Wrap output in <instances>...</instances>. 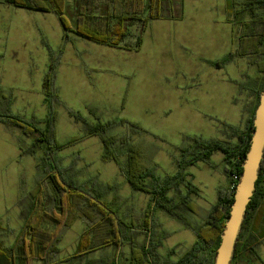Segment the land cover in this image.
<instances>
[{"label":"rangeland","instance_id":"374dc122","mask_svg":"<svg viewBox=\"0 0 264 264\" xmlns=\"http://www.w3.org/2000/svg\"><path fill=\"white\" fill-rule=\"evenodd\" d=\"M243 1L230 0L229 5V0H185L180 19L154 20L145 29L144 21H131V33L124 45L136 46L140 37L142 43L139 50H128L74 32L69 33L71 41L67 42L56 14L13 6L7 10L0 0V31L6 27L10 30L9 39L0 43L4 47L0 51L4 56L0 60V110L9 109L28 120H43L48 111L43 82L53 57L56 87L63 103L55 107L60 143L85 132V124L77 122L69 111L93 123L98 119L103 123L135 122L149 133L137 135L128 126L118 125L110 134L133 135L144 165L156 166L160 176L175 174L179 148L188 146L190 137L236 141L229 126L244 129L256 104L251 88L263 77L256 65L240 56L222 68L212 64L231 52H240L243 40L237 38L232 14ZM74 3L67 0L64 9L72 28L76 24ZM22 142L30 144L31 140L19 128L0 124V223L16 232L4 238L7 246L15 242L23 226L22 210L27 208L41 176L32 156L17 153V144ZM103 152L100 138L92 137L59 155L65 166L76 163L74 174L80 182L99 188L111 185L105 199L119 215L141 218L149 196L134 191L114 161L102 160ZM188 172L201 193L193 196L197 214L186 216L193 222H203L217 203L219 190L228 184L224 156L217 153L211 167L199 163ZM44 188L48 195V183ZM156 218L159 229L167 235L159 252L166 256L175 248L177 255L173 258L177 260L191 248L196 235L165 211L159 210ZM85 223L78 219L66 231L57 261L75 252ZM126 251L130 252L128 246ZM113 253L114 249L107 248L83 258ZM260 254L264 260V244ZM248 264L261 263L253 260Z\"/></svg>","mask_w":264,"mask_h":264},{"label":"trees","instance_id":"16d2710c","mask_svg":"<svg viewBox=\"0 0 264 264\" xmlns=\"http://www.w3.org/2000/svg\"><path fill=\"white\" fill-rule=\"evenodd\" d=\"M66 1L4 0L13 7L56 14L64 27L67 42L71 41L69 33L74 32L94 42L128 50H139L142 43L140 37L136 46L124 45V40L131 33V21H144L145 29L154 20L182 18L185 7V0H75L76 24L72 28L64 15ZM239 8L232 15L237 38L243 40L240 52H231L226 58L212 64L222 68L232 62L234 57L240 56L256 65L263 75L251 88L256 96V104L251 109L244 129L229 126L234 131L236 141L190 137L191 143L179 148L180 154L175 158V174L160 176L156 166L144 165L141 162V150L134 143L133 135L110 134L118 125L128 126L137 135L149 133L135 122L121 120L119 123H103L98 119L93 123L80 113L69 111L77 122L85 124V132L73 136L64 144L60 143L57 139L55 107L63 103L56 87L53 57L43 82L44 102L48 110L46 117L43 120H28L13 114L9 109L0 110V123L19 128L31 140L30 144L20 146L21 155L35 157L41 173L30 193V202L22 212L24 223L13 244L7 246L4 238L16 232L0 223V264H34L35 261L43 264H214L243 173L245 157L251 146L256 111L264 90V0H244ZM92 114L96 116V112ZM92 137H99L104 145L102 160L114 161L130 187L149 196L141 218L127 213L119 215L118 210L105 199L111 185L101 188L95 184L89 186L75 178L74 161L70 166L63 164L64 159L59 155L61 151ZM217 153L224 156L228 184L219 190L218 201L207 218L203 222H193L186 214H197L193 196L199 197L201 190L190 178L188 169L199 163L211 167L212 158ZM45 183L49 186L48 195ZM159 210L167 212L196 235L191 248L177 260L173 258L177 255L175 248L169 249L166 256L159 252L167 238L166 232L159 229L160 223L156 218ZM78 219L86 223L76 250L72 255L57 261L62 239ZM140 237H144V240L141 241ZM263 244L264 159L232 264L240 259L243 264L253 260L264 264L260 254ZM127 246L130 248L129 253L126 251ZM107 248L114 249L113 255L83 258Z\"/></svg>","mask_w":264,"mask_h":264},{"label":"water","instance_id":"95a60500","mask_svg":"<svg viewBox=\"0 0 264 264\" xmlns=\"http://www.w3.org/2000/svg\"><path fill=\"white\" fill-rule=\"evenodd\" d=\"M254 123L255 130L251 146L245 157L243 173L236 188L234 203L222 234V241L214 264H232L248 206L257 189V181L264 159V90L261 94Z\"/></svg>","mask_w":264,"mask_h":264},{"label":"crops","instance_id":"0c3cea01","mask_svg":"<svg viewBox=\"0 0 264 264\" xmlns=\"http://www.w3.org/2000/svg\"><path fill=\"white\" fill-rule=\"evenodd\" d=\"M3 3H0V5H2ZM5 6H7L6 8H7V10H10V8H12V6H10V5H7V4H4ZM17 8V7H16ZM0 36H1V38H0V43L1 44H4V42L6 41V40H8L9 39V36H10V30H9V28L8 27H6V28H3L1 31H0ZM234 38V37H233ZM4 49V47L3 46H0V51H2ZM229 55V54H228ZM0 60L4 57L3 56V54H0ZM0 124H2V123H0ZM27 145L28 143H18L17 144V149H18V154L19 155H21V150H20V146L21 145ZM22 156V155H21ZM24 156H30V155H24ZM33 157V156H32ZM34 158V160H35V162H36V165H37V159L35 158V157H33ZM24 210V209H23ZM23 210H22V212H23ZM22 216H23V213H22ZM236 264H243V260H238L237 261V263Z\"/></svg>","mask_w":264,"mask_h":264},{"label":"built area","instance_id":"2783aa9c","mask_svg":"<svg viewBox=\"0 0 264 264\" xmlns=\"http://www.w3.org/2000/svg\"><path fill=\"white\" fill-rule=\"evenodd\" d=\"M232 189H233V187H232Z\"/></svg>","mask_w":264,"mask_h":264}]
</instances>
